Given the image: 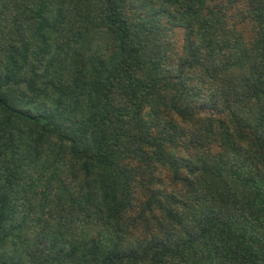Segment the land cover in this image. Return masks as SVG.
Returning a JSON list of instances; mask_svg holds the SVG:
<instances>
[{
    "label": "trees",
    "instance_id": "trees-1",
    "mask_svg": "<svg viewBox=\"0 0 264 264\" xmlns=\"http://www.w3.org/2000/svg\"><path fill=\"white\" fill-rule=\"evenodd\" d=\"M0 264H264V0H0Z\"/></svg>",
    "mask_w": 264,
    "mask_h": 264
},
{
    "label": "rangeland",
    "instance_id": "rangeland-1",
    "mask_svg": "<svg viewBox=\"0 0 264 264\" xmlns=\"http://www.w3.org/2000/svg\"><path fill=\"white\" fill-rule=\"evenodd\" d=\"M184 36V30L181 28H177L176 30V38H177V45L179 46L181 44V41Z\"/></svg>",
    "mask_w": 264,
    "mask_h": 264
}]
</instances>
